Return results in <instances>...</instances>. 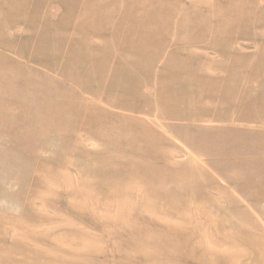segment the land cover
<instances>
[{
    "label": "rangeland",
    "instance_id": "rangeland-1",
    "mask_svg": "<svg viewBox=\"0 0 264 264\" xmlns=\"http://www.w3.org/2000/svg\"><path fill=\"white\" fill-rule=\"evenodd\" d=\"M0 264H264V0H0Z\"/></svg>",
    "mask_w": 264,
    "mask_h": 264
}]
</instances>
